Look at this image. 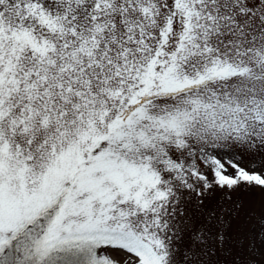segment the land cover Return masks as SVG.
<instances>
[{"label":"snow or ice","instance_id":"obj_1","mask_svg":"<svg viewBox=\"0 0 264 264\" xmlns=\"http://www.w3.org/2000/svg\"><path fill=\"white\" fill-rule=\"evenodd\" d=\"M264 0H0V264H264Z\"/></svg>","mask_w":264,"mask_h":264},{"label":"rangeland","instance_id":"obj_2","mask_svg":"<svg viewBox=\"0 0 264 264\" xmlns=\"http://www.w3.org/2000/svg\"><path fill=\"white\" fill-rule=\"evenodd\" d=\"M241 201L246 205H252L255 207H260L261 204H264V192L258 188L254 189H240L235 194Z\"/></svg>","mask_w":264,"mask_h":264}]
</instances>
